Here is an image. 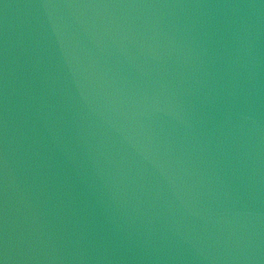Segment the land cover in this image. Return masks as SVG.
I'll return each instance as SVG.
<instances>
[{
  "label": "water",
  "instance_id": "obj_1",
  "mask_svg": "<svg viewBox=\"0 0 264 264\" xmlns=\"http://www.w3.org/2000/svg\"><path fill=\"white\" fill-rule=\"evenodd\" d=\"M0 264H264V0H0Z\"/></svg>",
  "mask_w": 264,
  "mask_h": 264
}]
</instances>
